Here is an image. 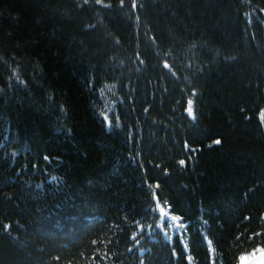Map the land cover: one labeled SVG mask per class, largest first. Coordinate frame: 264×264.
<instances>
[{
	"label": "trees",
	"instance_id": "1",
	"mask_svg": "<svg viewBox=\"0 0 264 264\" xmlns=\"http://www.w3.org/2000/svg\"><path fill=\"white\" fill-rule=\"evenodd\" d=\"M137 2L0 0V264H240L264 249V0ZM153 190L182 217L169 239Z\"/></svg>",
	"mask_w": 264,
	"mask_h": 264
},
{
	"label": "snow or ice",
	"instance_id": "2",
	"mask_svg": "<svg viewBox=\"0 0 264 264\" xmlns=\"http://www.w3.org/2000/svg\"><path fill=\"white\" fill-rule=\"evenodd\" d=\"M87 3H88V0H84V4H87ZM96 3L97 4H101V3H103V0H96ZM249 3H250V0H249ZM119 4L121 6H123L125 4V0H119ZM107 6H110V5H107ZM141 6L142 5H139L137 0H131V7L132 8L135 9V8L141 7ZM256 11H257V9H255V8L252 9V12H256ZM259 12L264 13V8H259ZM243 15L246 18V27H247V25H251L252 24V16L250 15V13L245 12ZM136 19L139 20L140 17L137 16ZM86 27L91 28V25H86ZM252 35L254 37L255 33H253ZM150 39H151L152 42H155L156 37L152 36ZM117 42H119V41L117 40ZM136 56L140 57V53L137 52ZM226 59H230V57H226ZM140 63H144L143 59L140 60ZM163 67L165 69H168L169 71H171V65L169 64L168 60H164L163 61ZM171 74L172 75H176L175 72H172ZM17 79H19V77H17ZM257 83L259 84V81H257ZM165 91H167V89H165ZM191 91H192L193 94H196L198 90L196 88H193ZM193 104H194L193 99L191 97H189L187 99V106L185 107L184 111L187 113V115L192 120H196L197 116H196V113L194 111ZM144 111L148 112L149 109L148 108H144ZM241 111L243 112L244 109H241ZM258 116H259L260 123L264 124V108H260L259 109ZM104 118H105L106 121H108L109 125H111L112 121L109 120L107 114H104ZM249 118L250 117H245V119H249ZM116 119L118 120L119 117L117 116ZM129 135H131V134H129ZM212 143L215 144V145H220L222 143V138L220 136H217V138L215 140H213ZM183 147L185 149H189L190 148V145H189L187 140L184 141ZM128 155H129V157H132L133 159H135V157L132 156L131 152L128 153ZM43 159L45 161H47V160L50 159V157L48 155H44ZM179 164L180 165H185L186 164V160L185 159L179 160ZM25 167H27V165H25ZM33 167H35V165H33ZM156 167H160V165H156ZM163 171L167 173L169 171V169L168 168H164ZM143 182L146 183V184L148 183L147 180H144ZM148 186H149V188L153 187L151 184H148ZM159 187H160V184H159V181H157L156 184H155V188L158 189ZM151 196L155 200V207H156V209H158L159 216H160V219L156 222L157 227H159L162 231H164L165 234H167V231H168L167 227H165L166 224L171 223L174 227H179V228H183L184 227V225L182 223H180V221L182 220V217H180L179 215H174L173 212L170 211V209L172 208L171 204H168L167 208L162 206V204L160 202V197L158 196V194H157V192L155 190H153L151 192ZM125 219H127V217H125ZM4 227H5V229H7L9 227V225H5ZM138 227L140 229H144L145 225L144 224H139ZM147 227L149 229H151L152 225H148ZM137 236H138L137 232H132L131 233V238L134 239L135 243L138 245L140 243V241H139V239H137ZM180 239L183 241V235L180 236ZM204 239L207 241V245H208L209 250L214 253L215 250L212 248L213 241L211 239H208L207 236H205ZM183 248L185 250H187L189 248V244L187 242H184L183 243ZM128 251L129 252L133 251V248H132L131 245L129 246ZM140 251L143 252V249H141ZM171 251H172V255L173 256H179L180 255V253L177 252L176 248H172ZM186 259L188 261V264H194V258H193V256L191 254H188L186 256ZM139 264H145V261L143 260V258L140 259ZM212 264H216V260L214 258L212 260Z\"/></svg>",
	"mask_w": 264,
	"mask_h": 264
},
{
	"label": "water",
	"instance_id": "3",
	"mask_svg": "<svg viewBox=\"0 0 264 264\" xmlns=\"http://www.w3.org/2000/svg\"><path fill=\"white\" fill-rule=\"evenodd\" d=\"M242 264H264V250L250 256Z\"/></svg>",
	"mask_w": 264,
	"mask_h": 264
},
{
	"label": "rangeland",
	"instance_id": "4",
	"mask_svg": "<svg viewBox=\"0 0 264 264\" xmlns=\"http://www.w3.org/2000/svg\"><path fill=\"white\" fill-rule=\"evenodd\" d=\"M180 223H181V222H180ZM165 226H166L167 229H168L167 234H165L164 231H162V232H163V234L165 235V237L168 238V239H169V237H170V236H169V233H171V234H174V233H180L181 230H182V228L174 227L171 223L166 224ZM168 232H169V233H168Z\"/></svg>",
	"mask_w": 264,
	"mask_h": 264
}]
</instances>
